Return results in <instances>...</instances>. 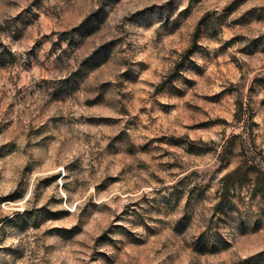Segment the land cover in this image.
<instances>
[{
	"label": "rangeland",
	"instance_id": "rangeland-1",
	"mask_svg": "<svg viewBox=\"0 0 264 264\" xmlns=\"http://www.w3.org/2000/svg\"><path fill=\"white\" fill-rule=\"evenodd\" d=\"M0 264H264V0H0Z\"/></svg>",
	"mask_w": 264,
	"mask_h": 264
},
{
	"label": "trees",
	"instance_id": "trees-1",
	"mask_svg": "<svg viewBox=\"0 0 264 264\" xmlns=\"http://www.w3.org/2000/svg\"><path fill=\"white\" fill-rule=\"evenodd\" d=\"M239 173H240V168H237V169H235V171L227 174L224 177L223 181L225 183L223 184V188H222L223 197L218 202V204L216 206L217 208H221V207L223 208V207L227 206L226 205V200L229 198V195L231 194L232 191L237 190V188H238L237 186L234 187L233 185L228 183V181H230L231 179H234V177L237 176ZM226 181H227V183H226Z\"/></svg>",
	"mask_w": 264,
	"mask_h": 264
}]
</instances>
